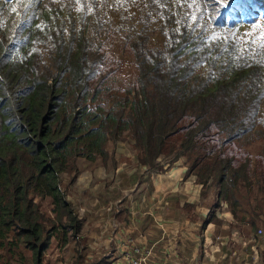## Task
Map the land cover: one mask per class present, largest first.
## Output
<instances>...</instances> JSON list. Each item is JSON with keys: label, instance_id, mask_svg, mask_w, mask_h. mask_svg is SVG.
Here are the masks:
<instances>
[{"label": "trees", "instance_id": "obj_1", "mask_svg": "<svg viewBox=\"0 0 264 264\" xmlns=\"http://www.w3.org/2000/svg\"><path fill=\"white\" fill-rule=\"evenodd\" d=\"M1 1L6 263L27 264L30 252L32 264H44L59 232L60 247L81 237L64 175L78 173L80 158L107 160L110 142L130 138L143 167L170 157L203 188L218 180L235 215V189L264 193V135L256 158L237 144L259 126L264 134V0H51L40 11L34 0ZM115 26L117 38L133 33L124 38L134 49L122 46L140 63L133 86L119 79V61L103 42ZM38 198L50 199L51 215Z\"/></svg>", "mask_w": 264, "mask_h": 264}, {"label": "rangeland", "instance_id": "obj_2", "mask_svg": "<svg viewBox=\"0 0 264 264\" xmlns=\"http://www.w3.org/2000/svg\"><path fill=\"white\" fill-rule=\"evenodd\" d=\"M49 1L51 0H42V4H40L34 0L31 4L33 8H37L38 6L40 11L42 6L49 3ZM0 3L3 2L0 0ZM5 6L4 9H9L12 7V4L9 5L5 3ZM112 32L113 35H111L110 40L103 42L109 46L116 59L119 61L117 73L119 79L123 83L133 86L137 83L138 66L140 63L137 61L134 52L124 51L122 48L124 42L127 41L124 37L130 38L133 33L132 31H125L117 38L116 26L113 27ZM245 32H249V29L245 28ZM98 39L103 40V37L101 36ZM128 45L131 49H134L130 39ZM193 78H195V76ZM150 87L151 86L149 85V88ZM151 91H155L154 84ZM258 109L262 113L261 118L264 119V106L260 105ZM262 130L263 127L259 126L254 132H249L243 138V142H237L239 145L244 144L241 147V151L243 153L247 152L248 157L253 156V158H256L262 153L263 141L261 140V136L264 135ZM107 150L109 152L107 160L98 158L95 162H88L81 158L78 159V173L76 175H64L62 189L67 193L68 199L72 201L75 209L82 217L86 216L88 211L91 210L90 207L95 206L98 203L97 201L101 202L100 208L112 210H105L106 213L109 212L111 214L115 213L117 209L124 210L125 208L132 206V219H136V222L132 223V227L135 229V232L140 234L136 229H139L141 232H144L145 228L149 229L146 225L137 224L140 215H142V217L147 216L142 214L147 210V204H142L139 199H132L131 195L134 194L139 198V195L143 190L145 191L150 188V184L155 179L156 175L165 173V166L171 163L172 158H160L156 162L154 168L143 167L138 161V152L130 138L117 143L110 142L107 145ZM176 162L177 161L174 163L172 161L170 167L177 165ZM181 162L184 163L183 160H181ZM95 188L102 189L103 196L101 198L93 196V190H95ZM137 189L139 190L136 191ZM219 191H221V189L218 180H213L205 188L202 186L201 194L202 196L207 197V202L204 201V204L208 205L209 208H216V210H213L214 215L222 212L223 207L221 206L226 205L233 215L234 220L231 225L233 226L234 222L242 225V227L245 228V235L250 237L245 241L242 240L243 242L241 243V246L237 249V257L240 256L242 258L243 256L245 264H264V200L260 203L261 197L263 196L262 194L264 193L258 189H255V193H251L250 191L252 190L245 187L240 188L239 191L235 189L234 196H231V200L235 198L238 202V205L236 206L237 214L235 215L232 211L233 206L227 203L222 195L220 197ZM81 193L85 195V198L81 201L82 205L87 207L84 210H80L79 200ZM165 197L164 204L167 205L166 209L167 207L171 208L174 211L173 213H175L177 208L174 204V197ZM37 202L40 203L45 212L51 215L52 207L50 199L43 201L38 198ZM103 203L106 206H104ZM127 210L128 209L124 212L127 213ZM210 214L211 213H209V215ZM93 217L94 216H91V218H89L88 224H86L82 218L86 230L82 231L81 237L78 239L72 237L65 247H60L59 240L62 236L60 232L56 238L51 239L49 247L44 253V264H102L104 262L103 259L93 258L89 255L92 252L90 247L86 250L87 235L92 234L96 230L95 226H91L95 222ZM176 217L179 218V220L185 219L183 209ZM187 219H192V217L188 216ZM223 230L228 232V228ZM105 234L106 232L104 235ZM108 234L111 235V231H108ZM101 240H103V237H101ZM125 240V242H127V240L129 241V238H125ZM121 245L123 250L124 243ZM137 245L140 246L137 248L139 254L142 255V257L144 256L147 258L146 262L148 264L157 263V258H154V248L153 252V250L146 248L144 245ZM114 248V246H112V248H105L102 252H112ZM256 248L258 255L256 253ZM26 254L29 260L27 264H32V254L30 252H26ZM121 255L122 251L119 258H121ZM235 257L236 256H234V258ZM10 262L11 263H6L4 259L0 258V264H18L12 261ZM222 264H224V262Z\"/></svg>", "mask_w": 264, "mask_h": 264}, {"label": "crops", "instance_id": "obj_3", "mask_svg": "<svg viewBox=\"0 0 264 264\" xmlns=\"http://www.w3.org/2000/svg\"><path fill=\"white\" fill-rule=\"evenodd\" d=\"M176 164L166 169L164 174L156 175L150 188L143 190L139 198L131 195L132 199H139L142 204H147V210L142 213L147 216L140 215L137 220V224L149 227L145 228L144 232L136 229L140 232L138 234L132 227V223L136 222V219H132V206L124 210L117 209L111 214L105 210H112L100 208L101 202L97 201L95 206L90 207L91 210L86 216H80L86 224L91 216L95 219L91 226H95L96 230L87 235L86 250L91 248L90 256L103 259L102 264H127L121 245L124 243L128 244V249L131 250L139 248L137 244L151 250L154 248L156 264H245L243 256L237 257V249L241 243L250 238L245 235V228L236 222L231 225L234 219L226 205L221 206L222 212L214 215L213 210L216 208H209L204 204L207 197L201 194L202 185L197 183L194 177L187 176V167L181 160ZM93 196L101 198L102 189L95 188ZM165 196L174 197L177 208L175 213L171 208L166 209ZM84 198L85 195L81 193L80 210L87 208L81 203ZM103 205L106 206L104 203ZM126 209L127 213L124 212ZM182 209L185 219L179 220L176 216ZM188 216L192 219H187ZM226 228L228 232L223 230ZM85 230L83 225V231ZM108 231L112 234L109 235ZM125 238H129V241L125 242ZM112 246L115 247L112 252H102ZM256 253L258 255L257 248Z\"/></svg>", "mask_w": 264, "mask_h": 264}, {"label": "built area", "instance_id": "obj_4", "mask_svg": "<svg viewBox=\"0 0 264 264\" xmlns=\"http://www.w3.org/2000/svg\"><path fill=\"white\" fill-rule=\"evenodd\" d=\"M124 259L127 264H148L146 262L147 258L144 256L142 257L137 249H128V244H125Z\"/></svg>", "mask_w": 264, "mask_h": 264}, {"label": "clouds", "instance_id": "obj_5", "mask_svg": "<svg viewBox=\"0 0 264 264\" xmlns=\"http://www.w3.org/2000/svg\"><path fill=\"white\" fill-rule=\"evenodd\" d=\"M31 21V19L29 20V22ZM124 251H125V245L123 247V257H124Z\"/></svg>", "mask_w": 264, "mask_h": 264}, {"label": "snow or ice", "instance_id": "obj_6", "mask_svg": "<svg viewBox=\"0 0 264 264\" xmlns=\"http://www.w3.org/2000/svg\"><path fill=\"white\" fill-rule=\"evenodd\" d=\"M193 18H195V17H193ZM212 39H215V36H213Z\"/></svg>", "mask_w": 264, "mask_h": 264}]
</instances>
